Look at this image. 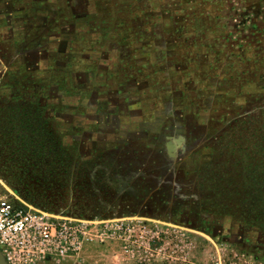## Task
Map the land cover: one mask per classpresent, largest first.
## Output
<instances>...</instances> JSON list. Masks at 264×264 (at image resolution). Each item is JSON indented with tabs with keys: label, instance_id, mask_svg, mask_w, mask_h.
I'll list each match as a JSON object with an SVG mask.
<instances>
[{
	"label": "rangeland",
	"instance_id": "1",
	"mask_svg": "<svg viewBox=\"0 0 264 264\" xmlns=\"http://www.w3.org/2000/svg\"><path fill=\"white\" fill-rule=\"evenodd\" d=\"M1 197L140 222L147 264H264V0H0Z\"/></svg>",
	"mask_w": 264,
	"mask_h": 264
},
{
	"label": "built area",
	"instance_id": "2",
	"mask_svg": "<svg viewBox=\"0 0 264 264\" xmlns=\"http://www.w3.org/2000/svg\"><path fill=\"white\" fill-rule=\"evenodd\" d=\"M140 222L130 219L86 222L31 212L0 198V257L4 264H49L78 257L90 242L119 241L125 260L147 264L153 253L164 255L163 247L152 250L160 239ZM182 237V236H181ZM175 245L172 253L182 248Z\"/></svg>",
	"mask_w": 264,
	"mask_h": 264
},
{
	"label": "crops",
	"instance_id": "3",
	"mask_svg": "<svg viewBox=\"0 0 264 264\" xmlns=\"http://www.w3.org/2000/svg\"><path fill=\"white\" fill-rule=\"evenodd\" d=\"M181 139V146L183 147V144H184V139H183V137L182 138H180ZM106 220H117L116 218H106ZM177 228H180V229H185L184 227H181V226H176ZM197 231V233L200 235V234H202V236H204L207 240H212L211 239V235L210 234H206L204 231L202 232L200 229H197L196 230ZM233 239V241L234 242H238V240L235 238H232ZM96 251V250H95ZM101 251V250H100ZM93 252H94V250H90V249H85L84 250V252H82L78 257H76V258H68V259H65V260H68V262L67 263H65V264H71V263H73V264H87V263H85L84 261H85V259L87 258V257H89V255H92L93 254ZM97 253V252H96ZM102 255L104 256L105 254L104 253H102ZM109 256H110V258L112 259L111 261H110V263H108V262H106L105 264H124V263H122V262H117L118 260H117V258L115 257V255L114 254H109ZM108 256V257H109ZM107 257V256H106ZM107 257V258H108Z\"/></svg>",
	"mask_w": 264,
	"mask_h": 264
},
{
	"label": "water",
	"instance_id": "4",
	"mask_svg": "<svg viewBox=\"0 0 264 264\" xmlns=\"http://www.w3.org/2000/svg\"><path fill=\"white\" fill-rule=\"evenodd\" d=\"M177 142H180V144H181V139H180V138L177 139ZM169 145H170V144L167 143V144H166V148H167V150L171 151L172 146H169ZM0 264H4L3 260L1 259V257H0Z\"/></svg>",
	"mask_w": 264,
	"mask_h": 264
},
{
	"label": "bare ground",
	"instance_id": "5",
	"mask_svg": "<svg viewBox=\"0 0 264 264\" xmlns=\"http://www.w3.org/2000/svg\"><path fill=\"white\" fill-rule=\"evenodd\" d=\"M169 144H170L169 146H172L171 151L174 152V150L180 145V142H175V143L171 142Z\"/></svg>",
	"mask_w": 264,
	"mask_h": 264
}]
</instances>
